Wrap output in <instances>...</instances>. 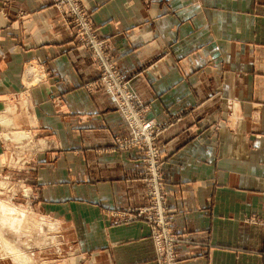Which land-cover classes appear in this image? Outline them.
<instances>
[{
    "label": "crops",
    "instance_id": "1",
    "mask_svg": "<svg viewBox=\"0 0 264 264\" xmlns=\"http://www.w3.org/2000/svg\"><path fill=\"white\" fill-rule=\"evenodd\" d=\"M81 1L166 125L179 264H264V0ZM72 29L53 0H0V159L32 145L33 206L61 226L71 264H158L147 223L113 224L148 202L143 151L117 146L128 126L87 87L99 73Z\"/></svg>",
    "mask_w": 264,
    "mask_h": 264
},
{
    "label": "built area",
    "instance_id": "2",
    "mask_svg": "<svg viewBox=\"0 0 264 264\" xmlns=\"http://www.w3.org/2000/svg\"><path fill=\"white\" fill-rule=\"evenodd\" d=\"M67 24L75 28L74 41L77 46L91 52L98 70V77L88 88L106 89L115 101L117 111L129 129L128 135L117 137V146L124 149L143 150L144 175L147 179L148 203L145 207L125 209L116 213L115 223L132 222L144 218L151 224L150 234L155 242L158 264H179L177 245L187 242L173 230V222L167 190L164 183L163 159L160 135L166 125L146 116L143 104L130 88L117 62L114 60L107 41L100 38L97 29L84 9L81 0H53ZM119 214V215H118Z\"/></svg>",
    "mask_w": 264,
    "mask_h": 264
},
{
    "label": "rangeland",
    "instance_id": "3",
    "mask_svg": "<svg viewBox=\"0 0 264 264\" xmlns=\"http://www.w3.org/2000/svg\"><path fill=\"white\" fill-rule=\"evenodd\" d=\"M72 31L74 35L75 28ZM94 81L88 83L87 87ZM8 136L5 134L6 138ZM14 146L18 147V144ZM21 148H24L23 152L20 149L17 151V148L13 150L22 157L19 158L15 154L12 157L4 155L0 159V264H71L72 250L66 245L67 238L64 237L61 226L55 220L39 213L33 206L34 196L30 185L32 175L25 171L27 165H33L28 158L30 156L28 153L33 149L31 144ZM25 152L27 155L23 156ZM142 163L144 167L143 160ZM144 172L141 178L147 187ZM145 206L135 207L133 210ZM114 215L117 217L116 213ZM116 217L113 221L115 225H117L115 221L118 220ZM137 221H144L149 228L151 227L144 218L132 222ZM152 240L154 242L153 237Z\"/></svg>",
    "mask_w": 264,
    "mask_h": 264
},
{
    "label": "bare ground",
    "instance_id": "4",
    "mask_svg": "<svg viewBox=\"0 0 264 264\" xmlns=\"http://www.w3.org/2000/svg\"><path fill=\"white\" fill-rule=\"evenodd\" d=\"M19 132H20V131H19ZM19 132H18V134H16V135H17L18 137H21V135H23V133L19 134ZM25 133H26V132H25ZM27 133H28V132H27ZM11 134H12V133H11ZM16 135H15V137H16ZM26 136H27V135H26ZM26 136H25V137H26ZM22 137H23V136H22ZM22 137H21V138H22ZM30 138H31V136H30Z\"/></svg>",
    "mask_w": 264,
    "mask_h": 264
}]
</instances>
